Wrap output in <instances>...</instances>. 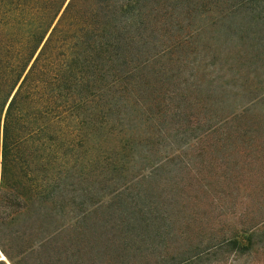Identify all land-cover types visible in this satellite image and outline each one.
<instances>
[{
	"label": "trees",
	"instance_id": "trees-1",
	"mask_svg": "<svg viewBox=\"0 0 264 264\" xmlns=\"http://www.w3.org/2000/svg\"><path fill=\"white\" fill-rule=\"evenodd\" d=\"M164 1L191 9L190 0ZM194 1L249 47L235 57L249 64L248 78L263 72L264 0ZM162 8L161 0H0V264H84L98 213L114 206L85 182L130 173L139 147L161 136L132 124L157 106L142 95L150 85L135 50ZM115 186L109 202L134 188ZM128 210L150 226L143 209Z\"/></svg>",
	"mask_w": 264,
	"mask_h": 264
},
{
	"label": "rangeland",
	"instance_id": "rangeland-1",
	"mask_svg": "<svg viewBox=\"0 0 264 264\" xmlns=\"http://www.w3.org/2000/svg\"><path fill=\"white\" fill-rule=\"evenodd\" d=\"M161 3L135 50L142 95L157 106L132 124L161 136L139 147L130 173L85 182L114 206L98 213L83 263L264 264V71L248 78L235 57L249 47L212 26L205 5ZM117 183L134 188L109 202ZM134 207L150 226L134 224Z\"/></svg>",
	"mask_w": 264,
	"mask_h": 264
},
{
	"label": "bare ground",
	"instance_id": "bare-ground-1",
	"mask_svg": "<svg viewBox=\"0 0 264 264\" xmlns=\"http://www.w3.org/2000/svg\"><path fill=\"white\" fill-rule=\"evenodd\" d=\"M2 259H5V257L2 255Z\"/></svg>",
	"mask_w": 264,
	"mask_h": 264
}]
</instances>
